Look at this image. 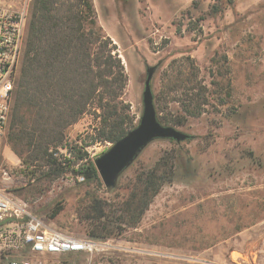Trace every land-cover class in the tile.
I'll return each instance as SVG.
<instances>
[{"label":"rangeland","instance_id":"obj_1","mask_svg":"<svg viewBox=\"0 0 264 264\" xmlns=\"http://www.w3.org/2000/svg\"><path fill=\"white\" fill-rule=\"evenodd\" d=\"M18 2L0 0L11 6ZM92 3L97 25L111 39L123 64L126 85L120 99L129 105L135 122L143 110L146 69L153 67L154 103L164 116L184 120L168 126L189 138L179 143L153 140L119 175L115 186L107 189L100 179L99 184L77 181L81 162L66 163L57 178H39L45 167L27 168L7 144L9 115L0 137V157L9 178L1 187L52 227L112 245L92 255L52 258L53 262L264 264V0H199L197 7L192 0ZM179 72L183 79L193 80L195 75L207 88L208 104L197 117L186 116L181 105L184 95L171 91ZM227 79L231 98L219 105L217 97L223 98ZM214 81L217 86L212 85ZM97 121L93 113L84 114L64 130L65 144L80 146V140L89 141ZM110 146L96 143L84 150L93 162ZM177 151L181 162L189 158L190 173L178 168L136 227L130 226L127 217L120 221L116 214L130 197L136 176L161 156ZM57 152L61 161L70 158L65 148ZM91 198L102 202L106 218L87 219ZM57 206L61 209L50 218ZM95 224V233H109V238L90 237Z\"/></svg>","mask_w":264,"mask_h":264},{"label":"trees","instance_id":"obj_2","mask_svg":"<svg viewBox=\"0 0 264 264\" xmlns=\"http://www.w3.org/2000/svg\"><path fill=\"white\" fill-rule=\"evenodd\" d=\"M192 4L197 7L199 0H192ZM29 6L7 144L27 168L45 167L39 178H57L66 163L70 166L81 162L78 174L83 175L85 183L99 184L100 178L84 148L96 143L113 144L136 124L129 105L120 99L126 85L123 64L111 39L97 25L92 0H31ZM181 75L179 72L176 76L171 91L184 95L181 102L184 114L197 117L208 104L207 88L195 75L193 80L180 78ZM212 85L217 86L218 82ZM223 88V98L217 97L219 105H225L231 98L229 79ZM154 107L156 118L163 125L184 121L164 116L157 103ZM90 112L98 121L93 133L87 136L89 141L80 140V146L65 144L64 130ZM64 148L70 158L61 161L60 156L53 154ZM181 161L177 151L171 156H161L151 168L141 171L130 197L123 202V210L116 214L119 220L127 217L131 219L130 226L136 227L160 189L174 180L176 170L181 167L186 174L190 173L189 158L185 163ZM60 209L57 206L50 218ZM86 217L93 222L107 217L100 200L90 199ZM95 229L96 224L89 232L90 237L109 238V233L100 236Z\"/></svg>","mask_w":264,"mask_h":264},{"label":"built area","instance_id":"obj_3","mask_svg":"<svg viewBox=\"0 0 264 264\" xmlns=\"http://www.w3.org/2000/svg\"><path fill=\"white\" fill-rule=\"evenodd\" d=\"M30 2L19 0L18 6L0 3V137L8 125ZM53 155L58 157V152ZM8 178L0 157V264H60L52 258L70 254L92 255L112 248L108 242L77 237L52 227L26 202L1 187ZM76 178L78 182L84 181L81 174Z\"/></svg>","mask_w":264,"mask_h":264},{"label":"water","instance_id":"obj_4","mask_svg":"<svg viewBox=\"0 0 264 264\" xmlns=\"http://www.w3.org/2000/svg\"><path fill=\"white\" fill-rule=\"evenodd\" d=\"M153 67L146 69L142 92L143 110L135 126L126 132L100 156L93 160L96 172L105 188H113L119 175L133 162L142 149L156 139H169L177 143L189 135L172 126L161 124L156 118L150 80Z\"/></svg>","mask_w":264,"mask_h":264}]
</instances>
